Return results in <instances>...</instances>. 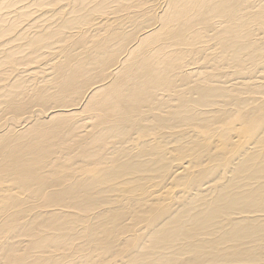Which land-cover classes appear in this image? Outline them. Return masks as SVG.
Segmentation results:
<instances>
[{"label": "bare ground", "instance_id": "6f19581e", "mask_svg": "<svg viewBox=\"0 0 264 264\" xmlns=\"http://www.w3.org/2000/svg\"><path fill=\"white\" fill-rule=\"evenodd\" d=\"M0 264H264V0H0Z\"/></svg>", "mask_w": 264, "mask_h": 264}]
</instances>
